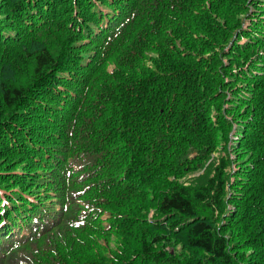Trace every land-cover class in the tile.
Returning a JSON list of instances; mask_svg holds the SVG:
<instances>
[{
	"label": "trees",
	"instance_id": "obj_1",
	"mask_svg": "<svg viewBox=\"0 0 264 264\" xmlns=\"http://www.w3.org/2000/svg\"><path fill=\"white\" fill-rule=\"evenodd\" d=\"M77 5L67 26L64 2L0 0V264H264V0ZM58 29L17 71L20 38ZM107 139L120 214L79 193Z\"/></svg>",
	"mask_w": 264,
	"mask_h": 264
},
{
	"label": "rangeland",
	"instance_id": "obj_2",
	"mask_svg": "<svg viewBox=\"0 0 264 264\" xmlns=\"http://www.w3.org/2000/svg\"><path fill=\"white\" fill-rule=\"evenodd\" d=\"M55 1L64 2L67 5H69L68 7H66L64 9L65 11H64L63 16L66 18L65 20L67 21V26H71L72 19L70 16L77 17V12L79 9V5H77V0H55ZM61 8L62 7H60V9ZM251 11H253V9L249 7L248 8L249 14L251 13ZM0 15H1V13H0ZM239 15L241 17H245V18H246V16H248L245 13L239 14ZM1 16L3 17V15H1ZM248 17H250V16H248ZM77 19H79L80 21L82 20L80 16H78ZM51 21L52 20H49V19L46 20L45 21L46 25L49 24ZM85 25L86 24H84V26ZM83 29L84 28L79 30L80 31L79 34H81L83 32ZM62 35L65 36V32L61 31V29H58L57 31H50V32H47V31L46 32L45 31L44 32L30 31L27 34L23 35L20 38L21 40L18 43H16L15 46L11 49L12 57L9 59L15 60L13 63H15V62L19 63V67H18L19 69H17V71H19L21 73L27 72L29 70V68L31 67V65H30L31 63L29 60H26L25 58H23L22 54L31 53V52H33L34 49L31 48L30 50H26L24 48V46L28 45L30 47H36V46H41V45H45V46L48 45V46H53V48L56 49V48H58V44H59L58 40L61 39ZM66 40H67V45H68L69 49H73L74 45L77 44V43H72V40H73L72 37H71V39L66 38ZM86 43H88L90 45L91 41L88 40ZM90 47H91V45H90ZM2 50H3V48L0 47V52ZM12 51H15V52L12 53ZM9 52H10V50L4 49L5 55L9 54ZM23 60L24 61L26 60V61L24 62ZM226 63H227V61H226ZM86 65L87 64H85L82 67H85ZM84 72H85V70H84ZM71 74H72V76L76 75V73H73V72H71ZM59 87H60V85L55 84V86H52L51 88L52 89L54 88V90H56V88H59ZM84 87H85V85L80 86V88L77 87L78 89L74 88L70 92L67 88H64L63 93L65 92V94L67 95V98H65V96H62L61 98H58L59 101L61 102V99L64 98L65 101H67L68 103H71V105L75 108L74 99H75L76 95L80 93V89L84 88ZM52 99H55V98L52 97ZM55 100H57V99H55ZM82 103L83 102H81V104ZM65 108L70 109V106H65ZM224 109L225 108H222L221 112L223 114H225L224 116H226V117L229 116L228 115L229 113L227 114V112H225ZM85 115L87 116V114H85ZM228 118H230V117H228ZM100 122H101V120H99L97 122V124L95 125L94 130H93L94 133H96L95 131L98 128H101L102 131L104 130L102 127H99ZM236 133H237L236 131L234 133H232V132L230 133V135H231L230 141L231 142L232 141L236 142L237 138H239V136H238L239 134H236ZM65 137H66V134H65V136L64 135L60 136L59 141H60L61 145H65V143H67L70 140L69 139V133H68L67 139H65ZM113 140L114 139H111V140L107 139L106 141H104V142H107V147H108V150L106 152L107 156H106L105 165L99 166L98 168L95 167L92 169L87 167L86 170L82 173V175H79L80 179L86 181V184L83 185L82 190L79 193H80V195L87 197L89 200H91L92 202H94L96 204H99L100 202L105 203L106 205L109 206V207H107V209L109 211L111 210L114 213L120 214V213L124 212V210H123L124 207L118 206V205L113 206V203L116 199H122L120 194L123 193V189L125 188V186H121V187L116 186V184H117L116 183V175H118V174H116L115 172H117L119 170V168L121 166V162H118L120 155L118 157L115 156L117 147H114V146L112 147L110 145V142ZM64 154H65V152L62 154L63 157L61 159H59L58 161H56L57 158H54V160L56 161L55 165H57L58 169L61 167V164L64 160ZM213 154L215 155L216 153H213ZM232 158L235 160L236 156L232 155ZM19 166H22L24 168V170H23L22 168L19 167L17 170L18 173L20 172L24 176L22 178L23 181L30 180V179H34V180L36 179V177L33 176L34 171H35L33 166L31 167L30 164L28 165L25 163H22ZM71 167H72V164L71 163L68 164V168H71ZM203 170H204V168L198 169V170L194 169L193 172H190V175L199 174V173L203 172ZM22 172H24V173H22ZM103 173L107 175L106 181H101V179H100L101 174H103ZM30 176H32V177L30 178ZM46 195H49V194H46ZM103 197H104V199H103ZM125 198L127 199V196H125ZM52 199L54 201V198H52ZM126 199H123V200H126ZM48 202H49V199L47 200V203ZM100 223H102L104 230L108 231V229H110L109 225H106V222L103 219ZM26 234H28V232H23L21 235H26ZM16 237H21V236H20V234H17Z\"/></svg>",
	"mask_w": 264,
	"mask_h": 264
}]
</instances>
